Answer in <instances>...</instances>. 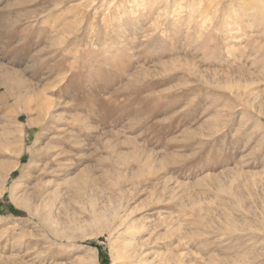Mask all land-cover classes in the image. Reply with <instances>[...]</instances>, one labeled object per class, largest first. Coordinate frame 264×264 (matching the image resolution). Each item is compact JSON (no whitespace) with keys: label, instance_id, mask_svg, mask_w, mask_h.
I'll return each mask as SVG.
<instances>
[{"label":"rangeland","instance_id":"rangeland-1","mask_svg":"<svg viewBox=\"0 0 264 264\" xmlns=\"http://www.w3.org/2000/svg\"><path fill=\"white\" fill-rule=\"evenodd\" d=\"M0 264H264V0H0Z\"/></svg>","mask_w":264,"mask_h":264},{"label":"bare ground","instance_id":"bare-ground-1","mask_svg":"<svg viewBox=\"0 0 264 264\" xmlns=\"http://www.w3.org/2000/svg\"><path fill=\"white\" fill-rule=\"evenodd\" d=\"M237 28H240V23H239L238 21H233V22L229 23L227 29H229V30L231 31V30H235V29H237ZM258 33H259V32H258ZM237 90H238V89H237ZM237 94L239 95L240 92L238 91ZM239 96H240V95H239ZM106 111H107V112H113V111H114V108H113V107H109ZM249 133H250V136H251V137H255L256 135L259 134V132H258L257 130H252V131H250ZM260 135H261V134H260ZM126 248H127V247H126ZM124 252L126 253V252H127V249H124V248H123V252H122V253H124ZM124 257H125V256H124ZM89 258H90V259H93L94 256H93V255H89ZM123 260H124V259H123Z\"/></svg>","mask_w":264,"mask_h":264}]
</instances>
